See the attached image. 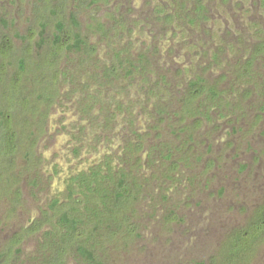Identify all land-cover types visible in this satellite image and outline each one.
<instances>
[{
  "label": "rangeland",
  "instance_id": "1",
  "mask_svg": "<svg viewBox=\"0 0 264 264\" xmlns=\"http://www.w3.org/2000/svg\"><path fill=\"white\" fill-rule=\"evenodd\" d=\"M15 80L0 264L54 263L61 212L104 264H264V0H0L1 105Z\"/></svg>",
  "mask_w": 264,
  "mask_h": 264
},
{
  "label": "trees",
  "instance_id": "2",
  "mask_svg": "<svg viewBox=\"0 0 264 264\" xmlns=\"http://www.w3.org/2000/svg\"><path fill=\"white\" fill-rule=\"evenodd\" d=\"M73 22L77 23L75 16L73 17ZM58 29L61 32V34L58 33L56 35L55 43L56 45H58L59 48H65L67 50L68 49L78 50L84 46L85 39L81 31L76 30L74 24L72 26V29L67 31L66 38H64L62 35V33L65 32V29H66L65 23L59 22ZM20 68H21V71H24L25 69V63L23 60L20 63ZM17 84L18 83L16 80L11 83V86H9L5 92L7 103L3 105L0 104V152L3 153L2 155L6 153L9 156L7 158V161L4 167L7 169H9L13 165V158L15 157L14 154L17 152V149H18V145H17L18 140H19L18 132L15 128V122H14L15 117H13L12 115L14 112V109L17 107L18 102L16 101L19 100L20 104H22L23 106L27 105L26 100L23 97H21L22 96L21 92H18ZM201 86L203 85H201L200 82L193 83L192 87L194 89L190 93L191 101H193V99L196 96L200 95V90H201L200 88H202ZM212 91L215 92L214 90ZM3 147H6V148L2 150ZM1 153H0V156L3 157ZM1 171L2 169L0 168V172ZM86 178L89 179V177H86ZM89 180H92V179H89ZM90 184H91L90 182L87 183V185H89L88 187H91ZM122 188H123L122 190L116 191L115 205L112 207V209L114 208V212H116L117 209L121 207L123 200L125 201L127 199L126 197L127 194L124 192L126 188L125 187H122ZM102 193H103L102 189L97 188L94 196H99L102 199L108 197L107 195L104 196V194ZM262 216H263L262 218H264V210H262ZM81 223H82V220L80 218L71 216L67 212H61L60 220L57 225V229L61 233L60 234V237H61L60 244L57 245L56 247V250H55L56 256L54 257L53 259L54 263L52 264L58 263V261L65 254L66 252L65 249H67V246L75 249V251L78 252L82 256V258L86 261V264H104V262L96 256L93 249L89 248L87 245L83 243L76 242L80 236ZM239 235H243V234L237 235L238 240L241 242L244 237L239 236ZM242 242L241 244L238 243V245L239 247H242V250H244L247 246V241L244 240L243 242L244 244ZM234 251L239 252L240 250L236 248Z\"/></svg>",
  "mask_w": 264,
  "mask_h": 264
}]
</instances>
